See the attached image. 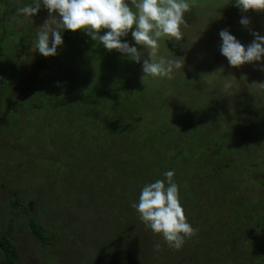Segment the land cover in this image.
<instances>
[{"label":"trees","instance_id":"1","mask_svg":"<svg viewBox=\"0 0 264 264\" xmlns=\"http://www.w3.org/2000/svg\"><path fill=\"white\" fill-rule=\"evenodd\" d=\"M11 7L0 1V44L8 37L10 16H16L23 4ZM17 31L20 42L29 46L32 30ZM61 35L63 44L55 56L29 55L42 71L35 98L23 89L24 96L15 98L18 106L9 104L3 100L7 83H0V114L7 117L1 121L0 136L17 131L19 141H31L25 137L33 134L31 142L45 145L43 156H67L55 174L64 192L72 194L82 183L87 184L90 198L96 191L106 195L101 203L107 210L101 223L105 229L96 237L97 242L117 235L119 230L126 237L132 235L130 241L141 229L149 231L132 204L139 202L144 185L174 171L187 221L199 229L181 249H170L175 257L185 255V264H264V140L251 133L253 121L261 122L264 128V110L258 106L264 96L249 84L247 92L242 82L229 95L199 92L198 98L197 93L193 97L191 83L180 69L173 70L171 79L148 75V79L158 81L147 87L142 67L148 48L133 44L130 32L121 41L136 45L143 54L140 63L118 50L106 49L84 30H62ZM13 50L8 47V53L13 55ZM23 53L28 55L29 51ZM22 63L10 74L17 83L28 80ZM21 109L29 115L25 121L20 117ZM241 113L246 114L243 127L237 123L243 118ZM4 162L3 157L2 177ZM2 182L3 194L10 191L14 197L2 213L5 228L0 229V264H21L12 241L15 223L21 222L46 250L60 232L46 218L54 212L52 208L37 205L31 213L22 195V180L20 185L10 184L11 180ZM152 232L156 242L163 238ZM163 242V248L168 246ZM115 246L122 250L121 244ZM100 251L93 260L91 255L90 264H100L102 255L108 258ZM129 251L128 244L120 251L124 254L118 251L120 264H127L132 255Z\"/></svg>","mask_w":264,"mask_h":264},{"label":"rangeland","instance_id":"2","mask_svg":"<svg viewBox=\"0 0 264 264\" xmlns=\"http://www.w3.org/2000/svg\"><path fill=\"white\" fill-rule=\"evenodd\" d=\"M15 1L2 0L10 9L14 3L20 5L22 2L23 6L33 3V0H19L20 3ZM126 2L132 7L131 0H126ZM185 2L190 5V10L184 14L187 26H180L182 38L179 41L167 36L159 38L156 61L158 62L163 57L165 60L179 59L181 64L184 63L183 69H180L181 75L190 81L193 97L197 93L198 98L199 92L205 95L211 93L229 95L237 84L242 85V82L247 92H249L250 86L254 92L264 96V70H261L264 68V57L260 61L233 67L221 52L222 38L219 35L222 30H227L247 49L255 39L252 35L253 32L264 36V11L249 10L244 12L236 6V0H185ZM133 11L137 10L133 8ZM49 15L41 0L40 11L34 16H17V20L10 16V24H8L9 28L6 33L8 37L4 38L0 44V83H7L3 100L9 104L14 103L18 106L19 103L15 98L16 96H24L25 91L23 89L30 92L31 98L32 96L35 98L39 92V81L42 80L40 77L41 70L34 65L30 56L39 54L38 49H36L38 33L43 30L41 27L49 19ZM55 15L58 16V13ZM243 18L250 21L249 25L245 26L241 23ZM21 20H24L23 23ZM17 30H25V32L32 30L31 38L27 40V42H31L29 46H24L20 42ZM134 30L135 25L129 32ZM133 44L136 42L134 41ZM136 45L133 46L136 47ZM7 46L14 48L13 55L8 53ZM23 50H28V55L24 54ZM149 51L150 49H148ZM21 60L24 62L21 69L24 72V77L28 80L25 81L24 79L23 82L17 83L11 79L10 74L18 70L17 64L19 65ZM143 80L147 87H151L154 85L153 83L158 81L148 79L147 76ZM228 83L231 84V87L226 89L225 84ZM25 104L29 105V101L26 100ZM258 106L264 110V98ZM244 114L241 113L243 118L237 122L239 127L246 125ZM20 117L22 121H25L29 115H27L26 110L21 109ZM6 118V115L0 114V126L2 125L1 121ZM253 122L254 127L251 133L255 136L259 134L264 140V128L260 126L261 122ZM56 123L58 122L55 121ZM41 127L46 128L43 125ZM18 135L19 133L15 131L13 135L0 136V159L4 157L5 160L2 167L4 178L0 174V178L2 177L0 182L11 180L10 184L17 183L20 185L22 180L24 184L20 185L24 186L22 195L27 198V205H29L31 213H35V208L39 207L37 205H45V209L47 207L52 208L54 212H49L50 215L46 218L54 226L56 225L55 228L60 232L54 241L55 243L50 246L49 250H46L31 237L21 222L15 223L12 241L18 250L21 264H90L91 255H93V260L100 250L108 256L107 258L102 255L99 259L100 264H120L119 260L122 258H120L119 252L124 249L126 244L130 245L132 249L129 251L132 255L127 259V264H185V255L177 258L175 252L170 250L171 247L165 245L163 248L164 239L159 238L160 241L156 242L158 238H155L151 229L149 231L141 229L137 234V236L140 235L139 238L136 236L135 240L132 241H130L132 235L126 237V233L122 234L119 230L117 235L101 239L99 242L103 243L98 245L99 242H97L96 237L99 238L102 230L105 229L101 228V223L105 219L103 216L105 217L107 211L101 204L104 201L102 197L104 193L96 191L94 198H90L91 193H86L87 184L83 185L82 183L74 193L64 192L65 188L59 184L55 174H59L57 171L67 160V156L45 157L42 153L45 145H39L37 141L31 142L34 141L33 134L25 137L31 141H19ZM2 187H0L1 230L5 228V221L2 216L3 209L9 206L10 199L14 197L10 191L3 194ZM93 187L96 188L95 184ZM47 198L49 200H45ZM96 208L104 209L101 210L103 214L94 213ZM85 219H92L93 222L87 224L88 221L86 222ZM157 243L161 245L159 250L154 247ZM114 244H121L122 250L118 246L116 248ZM117 249L119 252L116 251ZM120 253L124 254V252Z\"/></svg>","mask_w":264,"mask_h":264},{"label":"clouds","instance_id":"3","mask_svg":"<svg viewBox=\"0 0 264 264\" xmlns=\"http://www.w3.org/2000/svg\"><path fill=\"white\" fill-rule=\"evenodd\" d=\"M42 3L50 15L38 33L36 49L45 57L57 54L58 47L63 44L62 30H84L106 49L118 50L140 63L142 52L121 41L135 25L131 35L136 44L150 49L148 59H143L142 80L148 75L171 79L174 69H183L184 63L181 64L179 59L165 60L161 57L157 62L155 57L159 38L167 36L181 40L180 26H187L184 14L190 10L185 0H131L132 7L126 0H42ZM236 6L244 12L264 11V0H236ZM40 8L41 0H33L32 4L18 8L16 16L32 17ZM133 8L137 11L134 12ZM241 23L247 26L250 21L243 18ZM102 29L108 31L100 35ZM219 35L222 38L221 52L233 67L260 61L264 57V36L256 32L252 33L255 39L247 49L227 30H222ZM230 87V83L225 84L226 89ZM163 176L164 179L144 185L139 202L133 203L132 207L146 227L161 234L169 247L179 250L186 239L196 235L199 229H194L187 221L179 186L173 180L174 171H166ZM154 247L159 250L161 245L157 243Z\"/></svg>","mask_w":264,"mask_h":264}]
</instances>
